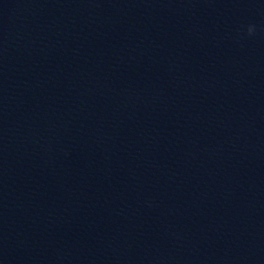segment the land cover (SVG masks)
Listing matches in <instances>:
<instances>
[{
  "label": "clouds",
  "instance_id": "clouds-1",
  "mask_svg": "<svg viewBox=\"0 0 264 264\" xmlns=\"http://www.w3.org/2000/svg\"><path fill=\"white\" fill-rule=\"evenodd\" d=\"M247 33L249 36L253 35L255 33V25H249L247 28Z\"/></svg>",
  "mask_w": 264,
  "mask_h": 264
}]
</instances>
